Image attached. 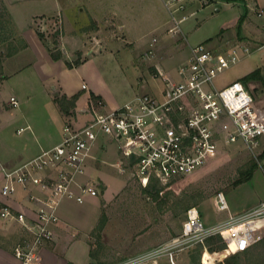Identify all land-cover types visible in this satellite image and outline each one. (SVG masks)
I'll return each mask as SVG.
<instances>
[{
  "label": "rangeland",
  "instance_id": "1",
  "mask_svg": "<svg viewBox=\"0 0 264 264\" xmlns=\"http://www.w3.org/2000/svg\"><path fill=\"white\" fill-rule=\"evenodd\" d=\"M200 4L199 0H189L183 14L195 13L181 24V35L171 37L167 32L169 17L160 0H0V62L5 78L31 61L27 56L14 58L16 54L4 57L6 53L1 47L17 37L18 29L27 33H34L32 29L42 32L50 49L54 38L57 43L60 41L61 58L72 64L65 69L55 64L49 67L34 57L33 51L32 68L26 67L21 74L1 80L0 120L9 123L4 132L9 146L31 144L39 138L43 128L56 134L62 124L55 105L47 102L44 96L50 91V81H43L40 75L49 74L51 92L52 85L62 81L68 92L77 93L78 98L89 94V89L80 88L81 83L96 86L108 105L101 98L90 95L85 105L81 101L78 106L89 109L92 102L97 103L98 111H106L122 106L135 94L152 92L161 86L158 83L161 78L152 64L167 54L176 53L173 39L177 37L184 46L205 43L209 49L220 52L234 46L250 49L249 55L218 74L214 79L217 88L258 68L264 77V46L252 51V44L245 40L249 35L253 39L257 28L252 23L243 26L235 19L244 13L242 7L212 3L213 6L204 9ZM216 7L219 12L215 11ZM257 17H260L258 12ZM154 38L157 42L150 46ZM261 40L264 42V36ZM54 51H58L57 47ZM181 58L177 52L160 67L173 72ZM76 61L84 63L75 66ZM246 88L256 106L263 108L264 84L251 81ZM53 94L59 97L57 92ZM10 96L17 100V107L7 104ZM76 101L74 106L65 104L68 107L66 115L74 112ZM26 117L32 123V133L23 131L15 135L14 130ZM104 139L107 148L94 150L97 161L91 166L93 181L98 183L102 179L105 189L96 186V197H86L88 200L83 204L68 203L65 209L61 207L73 228L86 235L90 254L96 258L93 264H110L169 241L180 232L184 206L196 208L203 223L211 226L225 220L228 214L249 210L264 199V158H260L264 139L251 149L240 141L220 146L218 153L203 167L174 180H164L157 175L135 176L133 159L125 160L123 150L119 151L120 147H125L124 141L110 143L102 137L97 144H104ZM128 153L136 155L135 146L128 147ZM120 160L128 163L122 165V173L118 168ZM248 169L251 173L245 180L244 173ZM238 180L242 182L235 185ZM218 192L223 194L228 211L214 209L213 199ZM154 193L159 195L157 201L153 200ZM101 220H104L103 228L98 230ZM250 225L254 232L264 235V220H255ZM193 248L179 254L178 263L193 264L190 255L197 252ZM249 253L255 254L256 250ZM225 258L199 264H221ZM250 259V256L239 255L233 263L247 264ZM155 264L168 263L161 260Z\"/></svg>",
  "mask_w": 264,
  "mask_h": 264
},
{
  "label": "built area",
  "instance_id": "2",
  "mask_svg": "<svg viewBox=\"0 0 264 264\" xmlns=\"http://www.w3.org/2000/svg\"><path fill=\"white\" fill-rule=\"evenodd\" d=\"M160 1L171 22L167 32L178 36L180 24L190 16L183 14L189 0ZM258 14L261 16L262 11ZM156 42V38L151 39L149 45ZM249 52L243 46L218 52L205 43L195 44L185 63L177 68L178 80L161 78L159 96L136 95L107 111H98L97 103L90 102V120L80 126L66 123L58 144L40 149L14 168L1 166V195L8 197L32 188L30 199L38 203L35 217L29 220L7 206L0 208V220L20 225L25 233L13 248L18 263L42 264L40 250L52 241L48 227L58 223L57 211L62 202L82 204L86 197H96V186L79 183L77 179L84 173L91 148L102 137L124 141L125 147L119 151L123 150L125 160L133 159L135 176L157 175L164 180L193 174L218 153L220 146L240 141L249 149L257 147L264 139V107L256 106L252 94L239 80L221 88L214 84L218 74ZM8 104L18 106L14 97L9 98ZM28 128H19L16 134ZM130 146H135L136 155L128 153ZM118 163L121 173L124 172L122 165L126 163ZM213 207L217 212L228 211L221 192L215 194ZM255 220H264V200L241 214H228L225 220L211 226L205 225L197 209L191 207L184 213L178 235L110 264H155L161 260L180 264L179 254L203 245L213 236H219L225 244V257L242 253L264 237L253 231L250 223ZM204 253H208L205 248L201 263Z\"/></svg>",
  "mask_w": 264,
  "mask_h": 264
},
{
  "label": "crops",
  "instance_id": "3",
  "mask_svg": "<svg viewBox=\"0 0 264 264\" xmlns=\"http://www.w3.org/2000/svg\"><path fill=\"white\" fill-rule=\"evenodd\" d=\"M212 3H215L216 5L223 4L225 7H228V6L233 7L235 5L242 7L244 13L239 15L237 18H235L236 21H238L240 17H244L243 18L244 20L241 22L243 26L249 23H252L255 25L254 28H257V33L253 37V39H251L252 37L251 35H249L247 37L245 36V40H247L250 43V45L252 44L251 50L253 49L254 51H259L257 49L261 47L262 45L264 46V42H261L262 41L261 36H264V0H238L236 2L234 1L226 2L224 0H219V1L218 0H205L201 2L200 8H204V9L209 8L210 6H213ZM215 11L219 12V9H217L216 7ZM259 11H262V15L260 17H257V12L259 13ZM194 13H195L194 11L190 13L186 12V15L192 16ZM252 14L255 16L254 19H253ZM181 24H180V29H181ZM170 27H171V22L170 20H168L167 31ZM32 30L34 31V33L33 32L27 33V32H24V30H21V32H19V29L17 30L18 32L16 35L18 38L24 41V43L26 44V48L20 51L19 53H17L16 56H14V58H17L18 56H20L22 59L24 58V56H27L28 59L31 58L32 62L30 61L23 67L19 68L18 71L14 72L7 78L11 76H15L17 74H21L20 71L24 70V68L26 67H27L26 69L30 67L32 68L33 66L32 59H33L34 52H35L34 57L41 59L46 64V66L50 67V66H54L55 64V65H58L60 69L67 68L66 62H68L69 60L67 61L65 59L60 58V60L58 61H52V59L49 57L50 55L48 54V50L46 49L45 45L39 40L38 36L36 35L35 30L34 29ZM171 37H174V36H171ZM182 39L187 42L183 34H182ZM255 39L258 41H254ZM176 40L178 42H175ZM173 41H174V44H176V53L178 52L179 54L182 55V58L176 64V68H178L181 64L185 63V61L187 60L189 56L190 47L195 44H192V45L185 44L184 46L183 44H181L182 41L179 37L173 39ZM58 46L60 47V41L58 43ZM213 51H218V50L213 49ZM176 53L174 52L173 54L172 53L167 54L165 57L159 60H156L152 64L155 71L160 76V78L178 80L177 70L171 72L170 70H162L160 67V65L163 66V64H165L164 60L170 59V57L172 55H175ZM61 60L64 61V64L62 63ZM7 78H4L2 81H5ZM40 78L43 79V81H47V80L50 81L49 82L50 91L46 92L47 96L46 95L44 96L46 97L47 102L55 105L56 110L62 120V124L60 125L58 132L56 134L54 131H48V129L43 128L41 130L42 134L38 136L39 138L34 139V141L31 144L27 142V143H24L23 146H15L13 144L12 146H9L7 137L4 135V132L9 127V123H6V121L0 120V167L4 166L7 168H14L22 164L26 160L35 156L39 152L40 149L50 148L58 144L62 136V128L66 123H71L74 126H80V125L87 123L90 120V114L88 112V108L87 106L85 107L83 105L82 107H79L78 104H81L83 102V104L85 105L90 95H94L95 97L101 98L105 102V104H107V100L104 97L103 93L96 86H88V85L81 83V86L82 85L86 86L85 90L89 89V94L88 95L86 94L84 97L81 96L80 98L77 99L76 109L74 110V112L69 113V115L62 114V112H60L59 108L56 106L54 102L53 97L55 96L53 93L57 92L58 93L57 96L59 97L65 96L66 98H70L74 95H77V93L68 92V90L62 84V81H58L56 85H52V92H51L50 85L52 81H51L49 74L45 73V76L40 75ZM37 80L41 82L38 78ZM2 81L0 83H2ZM154 81L156 82V80ZM158 83L159 85H161L160 87L156 88L152 92L150 90L148 93H145V94L159 96L160 89L162 87L161 79L158 81ZM156 85H157V82H156ZM136 95H139V94L133 95L126 102L133 99ZM10 97H13V96H10ZM119 106L117 105V106L111 107L109 109H106V111L110 109H114ZM75 114H77L78 116L75 117ZM25 127H29V128L24 130V132L26 131L31 132L32 129L30 128H33L31 121L27 117L25 118V120L22 121V124L16 127V129L14 130V134L19 128H25ZM106 140L107 142H110V143L116 142L114 139H110V138L108 139L106 138ZM102 142L104 143L105 139ZM96 148L97 150H99V148L105 150L107 147L105 143L98 145L96 142L93 145V147L90 150V157L87 159L85 167H84V173L83 175L79 176L77 180L79 183H89L91 185L98 186L101 190H103L106 187L104 181L102 179H99L98 183H96L92 179L94 171L92 172L93 166L91 165H93L92 164L93 162L97 161V158L95 157V154H94V150H96ZM97 153L99 152L97 151ZM125 166L127 165L125 164ZM2 183H3V178L0 173V189H1ZM32 191H33L32 188L29 191H26V190L18 191L16 194L12 196H8V197H3L0 193V208L3 206H7L13 212L23 213L25 219L27 220L34 218L36 214V209L38 207V203L30 199V192ZM97 195H98V191H97ZM87 200L88 199L85 198L83 203H85ZM68 203L76 204L73 201L62 202L60 206L58 207V211H57L58 223L52 224L48 227L50 232L53 235V238L51 242H49L44 248L40 250V257H41L42 264H93V262L96 260L95 257L93 258L91 257L89 246L85 241L86 235L74 229L71 222L68 221L69 219L67 218V216L64 215L63 211L61 210V207L62 209H65ZM8 234H9V237L7 236ZM24 236H25V233L22 230L20 225L16 223H8V222L0 220V264H19L18 260L13 255V248L15 244H17L24 238Z\"/></svg>",
  "mask_w": 264,
  "mask_h": 264
},
{
  "label": "trees",
  "instance_id": "4",
  "mask_svg": "<svg viewBox=\"0 0 264 264\" xmlns=\"http://www.w3.org/2000/svg\"><path fill=\"white\" fill-rule=\"evenodd\" d=\"M224 1L236 2L238 0H224ZM243 18L244 17H240L238 19V23L242 24L241 22L244 20ZM35 32H36V35L38 36L39 40L45 45L46 49L48 50L51 59L54 61L59 60L61 58V53L59 50V46H57L58 43L56 42L55 38L53 39V42H52L53 48L50 49V47L47 45V43L45 41V38H46L45 35L42 32L37 31V30ZM55 46L57 47L58 51H54V50H56ZM25 48H26V44L24 43V41L22 39H20L18 37H14V39L10 43H7L1 47L2 51L5 50L6 54L4 57H6V58H9V57L19 53L20 51L24 50ZM80 63L81 62L76 61L75 66L79 65ZM66 66L69 68L72 67V65L68 62H66ZM262 75L263 74H262L261 70L258 68V69L251 71L250 73L246 74L245 76H243L241 79H239V81L245 87L251 81H256V82H259L261 84H264V77ZM4 78H5V76L2 74V67H1V62H0V81L3 80ZM77 98H78L77 95H74L70 98H66L65 96H60V97H55L54 102L57 104V107L59 108L60 112L66 114V109L68 107L65 106V104H67V105L70 104L71 106H74V102H75V100H77ZM94 98H95V96H94ZM260 158H264V150L262 151ZM250 173H251L250 169L245 171V173H244L245 174L244 176L246 177L245 180L249 178ZM241 182L242 181L238 180L234 184L238 185ZM158 198H159V195L157 193H154L153 200L157 201ZM188 208H189L188 206H184L183 212L185 213V211ZM103 224H104V220H101L100 224L97 227L98 230H101L103 228ZM260 247H262V249H260ZM203 248H205L209 254L220 253L225 248V244L223 243V241L221 240V238L219 236H213V237L206 239L203 245H196L193 249H197V252H194L195 254L190 255V261L193 264H199L200 263ZM251 250H256V253L255 254L249 253V251H251ZM239 255L251 257V259L248 261L247 264H264V238H262L259 242H257L252 247H250L247 251L242 252V253H238V254H234V255H230V256L226 257L225 259H223L222 261L224 264H236V263H233V261H235ZM91 257L93 258L95 256L92 254ZM223 263H221V264H223Z\"/></svg>",
  "mask_w": 264,
  "mask_h": 264
},
{
  "label": "bare ground",
  "instance_id": "5",
  "mask_svg": "<svg viewBox=\"0 0 264 264\" xmlns=\"http://www.w3.org/2000/svg\"><path fill=\"white\" fill-rule=\"evenodd\" d=\"M226 256V253L220 252V253H215V254H208L204 253L203 258H202V263L210 261L212 262L213 260L216 259H222Z\"/></svg>",
  "mask_w": 264,
  "mask_h": 264
}]
</instances>
